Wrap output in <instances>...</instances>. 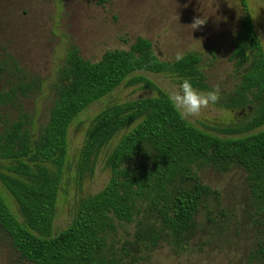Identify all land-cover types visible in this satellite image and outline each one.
I'll list each match as a JSON object with an SVG mask.
<instances>
[{"label": "trees", "instance_id": "obj_1", "mask_svg": "<svg viewBox=\"0 0 264 264\" xmlns=\"http://www.w3.org/2000/svg\"><path fill=\"white\" fill-rule=\"evenodd\" d=\"M106 0H99L102 4ZM242 21L231 61L239 79L224 98L228 110L252 111L251 119L219 130H201L169 104L168 94L138 73L164 75L176 83L189 79L208 91L202 57L164 62L153 44L139 38L129 50L106 52L99 62L71 47L57 73L55 101L45 124L35 126L23 100L42 89L10 60L11 81L0 91V183L17 208L15 215L0 194V230L31 264H139L137 253L166 243L182 248L200 224H212L217 192L200 174L240 169L255 203L264 209V46L247 0H240ZM140 87L155 96L114 104L90 124L76 161L75 181L94 177L104 167L111 178L98 194L81 198L70 226L55 232L60 189L69 160V132L92 105L118 88ZM15 109L16 119L2 110ZM116 145L112 148L114 142ZM134 225L135 239L118 244L120 229ZM264 253V246L260 248Z\"/></svg>", "mask_w": 264, "mask_h": 264}, {"label": "rangeland", "instance_id": "obj_2", "mask_svg": "<svg viewBox=\"0 0 264 264\" xmlns=\"http://www.w3.org/2000/svg\"><path fill=\"white\" fill-rule=\"evenodd\" d=\"M257 34L264 46V0H247ZM240 0H0V91L11 81L10 60L28 76L40 79L42 89L23 100L22 108L35 126L46 123L57 92V73L65 66L71 47L82 58L99 62L106 52L129 50L139 39L149 40L160 60L176 61V56L197 53L203 60L209 90L220 89L219 102L203 109L195 127L216 136L219 130L242 126L252 111L228 110L224 98L239 82L231 61L232 50L242 21ZM202 19L200 27L191 26ZM169 94L176 82L164 75L138 73ZM155 93L140 87L121 86L95 103L74 122L69 132V160L60 189L55 232L66 230L81 198L100 193L111 174L104 167L107 152L97 164L93 178L81 189L75 181L76 161L93 119L106 107L149 98ZM3 117L16 119L15 109L2 110ZM114 142L112 148L116 145ZM203 182L217 192L212 224L198 225L186 245L166 243L153 251L137 253L139 264H264V209L255 203L246 174L231 169L221 174L205 169ZM0 194L18 216L10 195L0 183ZM136 227L119 230L118 244L135 239ZM0 264H31L13 247L0 230Z\"/></svg>", "mask_w": 264, "mask_h": 264}, {"label": "clouds", "instance_id": "obj_3", "mask_svg": "<svg viewBox=\"0 0 264 264\" xmlns=\"http://www.w3.org/2000/svg\"><path fill=\"white\" fill-rule=\"evenodd\" d=\"M201 25H203L202 19H196L191 26L197 29ZM182 59V56H176L177 62ZM219 100L220 89L218 87L208 91H200L186 78L179 79L168 94L169 104L184 119H195L201 114L203 109L208 108L210 105H216Z\"/></svg>", "mask_w": 264, "mask_h": 264}]
</instances>
